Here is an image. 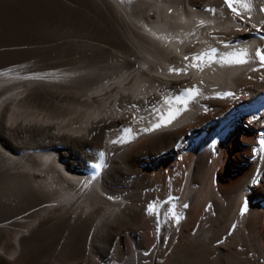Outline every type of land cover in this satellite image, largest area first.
<instances>
[{
    "label": "bare ground",
    "instance_id": "1",
    "mask_svg": "<svg viewBox=\"0 0 264 264\" xmlns=\"http://www.w3.org/2000/svg\"><path fill=\"white\" fill-rule=\"evenodd\" d=\"M18 2L56 25L0 49V264H264V117L189 140L264 89V47L244 42L264 30V0H239L240 16L219 0ZM214 45L210 65L167 73ZM184 85L196 100L156 128ZM102 147L98 185L77 172Z\"/></svg>",
    "mask_w": 264,
    "mask_h": 264
},
{
    "label": "rangeland",
    "instance_id": "2",
    "mask_svg": "<svg viewBox=\"0 0 264 264\" xmlns=\"http://www.w3.org/2000/svg\"><path fill=\"white\" fill-rule=\"evenodd\" d=\"M17 2H18V0H0V44L4 45V46H0L1 50H3V48L5 47L4 50L11 51V50H15L17 47H19V45L21 44V41H22V43L25 42L24 39L26 36L24 35L25 34L24 32H26V31L32 32V33L36 32L35 35L43 36V34L41 32H42V28H44L45 25H46V27H45L46 29L53 28L56 25V19L54 18L56 15L50 9H48L49 10L48 11L46 8H44V6H41V5L35 6V4L34 5L32 4V6H31V5L26 3V5H27L26 6L25 4H21V3H19V2L17 3ZM20 4H21V6H20ZM22 5H24L23 8H22ZM25 6H26V8H25ZM27 7H29V8H27ZM21 9H22V11H20ZM34 9L35 10L37 9L36 10L37 12ZM40 9L42 10V12ZM38 10H39V12H38ZM34 11L36 12V14H34L35 13ZM44 11H46V12L44 13ZM48 12L50 15L47 16ZM21 14L24 15L23 16L24 20H22L23 18L20 17V16H22ZM32 14H34L35 17ZM37 14H38V16H36ZM52 14H54L55 16ZM25 18H26V20H25ZM30 18H33V19H30ZM45 19H47V20L45 21ZM50 19H53L55 21L50 20ZM31 20H35V22L34 21H33L34 23L31 22ZM20 22H22V23H20ZM28 22H30V23H28ZM41 22H42V24L45 23V25L43 26L41 24ZM30 24H32V25H30ZM38 25H39V28H38ZM40 26L42 28H40ZM24 27H25V29H24ZM37 28L39 30H37ZM38 31H39V35H38ZM47 31H45V32H47ZM17 40H19V41H17ZM1 41H2V43H1ZM141 166H143V165H141Z\"/></svg>",
    "mask_w": 264,
    "mask_h": 264
},
{
    "label": "snow or ice",
    "instance_id": "3",
    "mask_svg": "<svg viewBox=\"0 0 264 264\" xmlns=\"http://www.w3.org/2000/svg\"><path fill=\"white\" fill-rule=\"evenodd\" d=\"M224 2H225V4L227 5V7L232 11V13H234L236 16H240L241 15V13L239 12V10H238V8L237 7H235V4L236 3H239V0H224ZM245 8H248L249 6L247 5V4H244L243 5ZM261 11H264V8H261ZM253 27H255V26H253ZM259 30V29H258ZM185 59H188L187 57H185ZM260 61H261V63L262 64H264V55H261L260 56ZM237 63H243L244 61H242V60H240V61H236ZM226 95H228V96H231V95H233L232 93H227ZM173 117H170L169 118V123L171 122V119H172ZM162 125L161 124H156L155 125V127L156 128H159V127H161ZM147 130V129H146Z\"/></svg>",
    "mask_w": 264,
    "mask_h": 264
}]
</instances>
